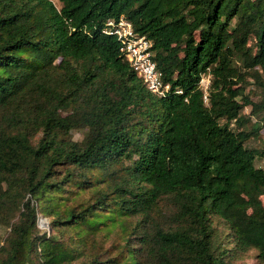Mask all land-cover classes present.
I'll return each mask as SVG.
<instances>
[{
	"label": "trees",
	"instance_id": "trees-1",
	"mask_svg": "<svg viewBox=\"0 0 264 264\" xmlns=\"http://www.w3.org/2000/svg\"><path fill=\"white\" fill-rule=\"evenodd\" d=\"M58 1L0 0V264H264V0Z\"/></svg>",
	"mask_w": 264,
	"mask_h": 264
},
{
	"label": "built area",
	"instance_id": "built-area-1",
	"mask_svg": "<svg viewBox=\"0 0 264 264\" xmlns=\"http://www.w3.org/2000/svg\"><path fill=\"white\" fill-rule=\"evenodd\" d=\"M106 34L117 38L120 43V52L126 57L149 91L159 97H164L169 93L170 85L163 82L162 73L158 71L153 60L154 52L151 40L137 34L132 24L125 18L109 20ZM201 84L207 93L210 79H202ZM177 93L182 94V91L177 90Z\"/></svg>",
	"mask_w": 264,
	"mask_h": 264
},
{
	"label": "rangeland",
	"instance_id": "rangeland-1",
	"mask_svg": "<svg viewBox=\"0 0 264 264\" xmlns=\"http://www.w3.org/2000/svg\"><path fill=\"white\" fill-rule=\"evenodd\" d=\"M52 1L56 5L59 6V1L58 0H52ZM204 79H208V77H204ZM245 112L248 113L249 111L246 110ZM262 134H263L262 138L264 139V131L262 132ZM76 138L77 139H81V136L80 135H76ZM253 145L254 146H261V144L259 142L258 143L253 142ZM258 166L259 167H264V163L260 162V163H258ZM39 226H40L41 229L48 230V228H49V220L47 218L40 217ZM255 255H256L255 252H251L250 255L245 260L242 261V264H259L258 261L255 258Z\"/></svg>",
	"mask_w": 264,
	"mask_h": 264
},
{
	"label": "bare ground",
	"instance_id": "bare-ground-1",
	"mask_svg": "<svg viewBox=\"0 0 264 264\" xmlns=\"http://www.w3.org/2000/svg\"><path fill=\"white\" fill-rule=\"evenodd\" d=\"M43 223V222H42Z\"/></svg>",
	"mask_w": 264,
	"mask_h": 264
}]
</instances>
